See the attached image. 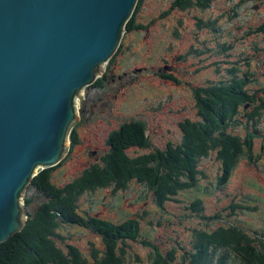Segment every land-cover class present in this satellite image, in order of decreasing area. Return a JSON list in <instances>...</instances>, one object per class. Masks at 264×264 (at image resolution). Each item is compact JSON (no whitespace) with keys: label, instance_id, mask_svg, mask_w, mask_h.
I'll return each instance as SVG.
<instances>
[{"label":"trees","instance_id":"1","mask_svg":"<svg viewBox=\"0 0 264 264\" xmlns=\"http://www.w3.org/2000/svg\"><path fill=\"white\" fill-rule=\"evenodd\" d=\"M183 1L179 2L184 8L190 0L187 4V0ZM209 1L196 0L194 4L203 10L209 7ZM140 3L138 0L126 29L132 28ZM140 27L144 25L135 26ZM259 28L264 30V21ZM99 80L100 77L90 86ZM249 82L252 86H248L245 71L238 73L236 66H231L222 79L194 88L197 119L181 121V136L175 143L151 147L146 124L131 118L109 132L104 149L87 148L94 143L87 144L83 158L87 160L78 174L65 173V158L39 170L25 190L27 218L23 227L0 242V264L142 263L141 258L128 252L130 242L149 246L144 264H173V252L178 250L182 264H264V215L257 227L230 218L241 209L261 210L264 203L234 199L222 204L219 212L214 209L206 213L203 198L206 193L216 192V200L221 199L219 193L226 187L236 160L243 154L252 157L249 129H255L248 125L264 114V81L253 75ZM238 116L245 117V130L228 127L230 121L239 122ZM77 126L75 121L70 127L68 156L82 143ZM260 140V150L264 151L263 135ZM131 149L136 153L131 154ZM205 157L219 163L220 171L218 168L214 179L203 180L206 173L200 160ZM104 190L110 195L133 191L132 196L137 194V200H133L142 201L146 207L112 221L101 217L91 205H82V198ZM169 202L181 209L177 223L187 219L185 229L193 244L186 247L172 241L171 249L162 251L146 234L163 221L171 222L165 208ZM214 219L219 221L212 224ZM72 229L101 236L104 248L88 241L86 250H82L73 242L76 236Z\"/></svg>","mask_w":264,"mask_h":264},{"label":"rangeland","instance_id":"2","mask_svg":"<svg viewBox=\"0 0 264 264\" xmlns=\"http://www.w3.org/2000/svg\"><path fill=\"white\" fill-rule=\"evenodd\" d=\"M179 1L141 0L132 28L124 31L119 50L105 65L100 80L94 86L84 87L75 97L77 131L82 143L70 156L68 147L62 157L65 158L62 168L67 175H76L82 169L87 160L83 159L85 149H104L109 132L131 118L146 124L151 147L161 148L168 142H177L181 136V121L197 119L193 89L222 79L231 66H236L238 73L246 72L248 86H252L249 81L253 75L264 81V30H259L264 21V0H258L257 4L251 0H210L209 7L203 10L194 4L196 0L188 4L187 0L184 8ZM141 24L144 27L135 28ZM88 95L90 100L86 101ZM238 119L236 124L230 121L228 127L245 130V117L238 116ZM248 126L255 129H249L254 144L252 157L243 154L236 160L226 187L219 193L221 199L216 200V192L203 196L206 213L214 209L219 212L222 204L234 199L243 198V203H264V151L260 150L264 114ZM90 142L94 143L93 147H87ZM129 152L136 153L135 149ZM200 162L206 173L203 180L214 179L219 163L213 157H205ZM133 185L138 183L133 181ZM132 195L133 191L110 195L104 190L82 198L81 203L91 205L101 217L113 221L122 214L130 216L146 207L142 201L133 200L136 193ZM23 198L24 195L21 197L24 206ZM96 198L98 201L94 204ZM262 206L261 210L241 209L230 218L257 227L264 215ZM165 208L171 222L163 221L155 226L146 234L148 240L158 244L162 251L171 249L172 241L191 246L193 241L187 237L185 229L187 219L177 223L181 209L170 202ZM217 221L219 219H214L212 224ZM79 231L72 229L76 236L73 242L82 250H86L88 241L104 248L101 236L89 230ZM128 252L142 260L140 263L132 259L130 264H144L149 246L130 242ZM180 254V250L173 252V264H182Z\"/></svg>","mask_w":264,"mask_h":264},{"label":"water","instance_id":"3","mask_svg":"<svg viewBox=\"0 0 264 264\" xmlns=\"http://www.w3.org/2000/svg\"><path fill=\"white\" fill-rule=\"evenodd\" d=\"M137 2L0 0V242L25 223L30 179L69 147L75 97L103 74Z\"/></svg>","mask_w":264,"mask_h":264},{"label":"flooded vegetation","instance_id":"4","mask_svg":"<svg viewBox=\"0 0 264 264\" xmlns=\"http://www.w3.org/2000/svg\"><path fill=\"white\" fill-rule=\"evenodd\" d=\"M96 96V94H94V97ZM90 100V97H89V95H88V99H86V101H89ZM85 104H86V102H84V105H83V107L85 106ZM92 106V105H91Z\"/></svg>","mask_w":264,"mask_h":264},{"label":"bare ground","instance_id":"5","mask_svg":"<svg viewBox=\"0 0 264 264\" xmlns=\"http://www.w3.org/2000/svg\"><path fill=\"white\" fill-rule=\"evenodd\" d=\"M74 122H75V121H74ZM74 122H73V123H74Z\"/></svg>","mask_w":264,"mask_h":264}]
</instances>
